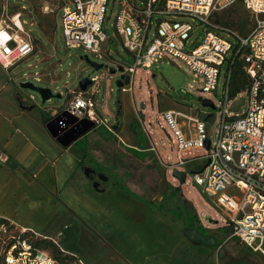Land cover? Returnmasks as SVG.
<instances>
[{
    "label": "rangeland",
    "instance_id": "obj_1",
    "mask_svg": "<svg viewBox=\"0 0 264 264\" xmlns=\"http://www.w3.org/2000/svg\"><path fill=\"white\" fill-rule=\"evenodd\" d=\"M6 1L9 3V11L4 10ZM67 1L0 0V20L2 14L5 19L20 14L21 23L30 35L32 46V52L25 59L9 69H3L0 65V72L7 73L18 88L20 83L29 82L36 87L50 89L54 95H60V98L45 103L44 108L49 112L62 108L68 102L70 91L77 89L78 82L90 74V77L95 78L96 81L88 88L92 93L94 92L96 111L113 126L118 109L115 106L114 83L119 74L110 77L105 69L92 73V68L81 57L87 56L91 62L108 67H116L117 64L133 65V57L123 48L121 39L114 34L113 23L117 2L109 1L106 21L103 25L109 40L101 46V53L94 54L82 49H67L64 45L61 17ZM135 1L139 6H143L139 0ZM164 19L173 18L167 15ZM185 21L197 26L185 47L189 50L192 48V42L199 43L203 39L202 30L205 25L195 19L186 18ZM209 22L219 30L229 29L245 34L251 28L253 18L241 3L237 2L232 8L215 15ZM221 35L231 42L235 41L227 36L226 32H221ZM225 69L223 68L218 80L215 98H208L214 104L223 99ZM47 71L51 73L50 77L41 79L38 77L39 74ZM191 80H195L193 75L179 62L170 58L150 70L138 68L132 84L126 86V92L122 91L124 93L121 92L119 95L121 113L117 116L118 121L120 122L124 117L129 124L138 125L140 130L144 126L138 115L139 103H144L142 114L145 120H150L152 123L149 129L153 131L149 136L153 142V156L149 154L148 159H137L119 148L117 141L102 142L103 139L113 141L114 137L118 138L115 132H113L114 136H111L103 127L95 128L79 139L80 144L87 147L88 155L92 157L88 165L99 174L110 175L111 179L104 185L95 177L94 181L102 184L103 192L90 189L92 194L90 203H99L101 208L99 215L96 212H89L92 218L89 217L90 225H86V236L82 239V246L89 245L94 251L90 254L93 258L92 264H264L262 255L247 251L238 241L229 240V228L223 222L224 213L214 205L213 199L199 196L198 189H194L195 186H192L188 176L186 182L180 186L171 175L175 150L165 128L155 126V123L159 125V120L157 121L159 113L167 110L166 106L169 105L179 109V112L187 117L193 114L192 116L196 115L206 120L210 133H214L217 127L218 107L215 109L203 107L201 99H206L207 96L190 91L195 87L191 84ZM247 84V79L240 70L233 74L232 90L242 91ZM18 90L27 97H33V100L39 104L38 95L29 90ZM179 121L184 123V130H190V122L186 118L180 117ZM127 132L130 134L131 130L128 128ZM119 136L124 138L122 134ZM92 149H95V154L91 152ZM202 154L201 151L184 153V158H189L190 155L198 158L187 160L183 168L187 172L199 170L204 163V159L200 157ZM94 159L103 167L96 164ZM113 174L119 179V183L114 181ZM179 186L182 195L177 191L170 193V187L176 189ZM125 190L151 200L154 205L161 203L159 211ZM225 194L241 195L240 191L234 188L228 189ZM183 200L192 204L201 224L208 229V237L221 243L220 247L192 246L186 240L182 234L185 225L178 218V213L184 209ZM206 216L215 222L205 221ZM97 217L101 218L100 222L97 221ZM82 222L85 224V220L82 219ZM107 235L115 239L110 243L113 248L107 247L106 252H97L96 249L102 244L101 239ZM3 247L0 240V264ZM64 257L63 262H58L59 264H78L77 261L70 259L71 256ZM80 259L84 264H90L84 257L81 256Z\"/></svg>",
    "mask_w": 264,
    "mask_h": 264
},
{
    "label": "built area",
    "instance_id": "obj_2",
    "mask_svg": "<svg viewBox=\"0 0 264 264\" xmlns=\"http://www.w3.org/2000/svg\"><path fill=\"white\" fill-rule=\"evenodd\" d=\"M109 1L68 0L67 6L63 5L61 29L67 49L101 53V46L109 40L103 29ZM114 1L117 2L114 34L133 57L132 66L117 64L116 67H122V72L117 73L127 76L131 85L138 68L150 70L167 59H174L195 78L191 80L195 87L190 91L207 96L206 99L219 109L214 133L209 132L206 120L196 116L187 117L172 111L159 113V125L155 123V126L165 128L174 145L171 172L187 173L194 189H198L197 194L213 199L214 205L224 213L223 222L230 230V238H236L241 245L264 257V0H240L253 18L245 34L219 30L209 22L215 15L232 8L238 0H139L143 6L135 0ZM8 6L6 1L4 10L9 11ZM167 15L173 19H164ZM15 16L21 21L20 14ZM13 17L5 19L2 14L0 20V65L3 69L13 67L32 52L30 35L23 24V27L15 25ZM186 18L205 25L203 39L199 43L192 42L189 50L185 47L197 26L185 21ZM221 32L235 41L223 37ZM4 34L8 36L5 41L1 38ZM223 68H226L223 99L214 104L211 99L215 98ZM238 70L248 84L230 99L232 76ZM239 100L243 103L238 110L230 111ZM60 110L113 133L112 125L96 111L95 101L78 89L70 91L68 102ZM180 117L190 122V130L180 125ZM140 120L143 132L151 136L150 120L144 117ZM192 151L203 152L200 157L204 159L201 166L204 168L200 173L191 174L183 168L187 160L198 158L183 157L184 153ZM230 188L240 191L241 195H226ZM0 240L4 246L1 264H59L48 250L38 247V240L50 241L66 254L56 239L41 237L30 229H18L6 220L0 222ZM75 258L78 264H84Z\"/></svg>",
    "mask_w": 264,
    "mask_h": 264
},
{
    "label": "crops",
    "instance_id": "obj_3",
    "mask_svg": "<svg viewBox=\"0 0 264 264\" xmlns=\"http://www.w3.org/2000/svg\"><path fill=\"white\" fill-rule=\"evenodd\" d=\"M46 76L50 77L51 73L43 72L38 77ZM18 89L7 73L0 72V220L9 221L18 229L33 230L41 237L54 238L63 252L79 259L82 256L92 264L90 254L94 251L89 245L82 246L86 225H90L89 212L99 215L101 211L99 203H90L89 200L95 182L91 179L92 171L97 173L88 165L92 157L79 139L68 147L59 145L46 130L43 118L44 114L51 119L58 109L49 112L44 107L39 108L33 97H27ZM126 90L125 86L124 92ZM84 93L95 101L94 92L87 89ZM166 107L164 111L181 114L179 109ZM192 115L190 117L196 116ZM116 121L117 128L113 132L118 137V145L141 150L132 123L129 124L124 117L120 122L115 118L114 124ZM179 123L184 127L183 122ZM140 132L141 143L143 141L153 151L151 139L143 129ZM91 152L95 154L96 151L92 149ZM85 169L89 170L88 175L84 174ZM106 177V182L111 180L110 176ZM100 182L98 190L103 192ZM96 219L100 222L101 218ZM110 236L101 239L97 252L113 248L110 243L115 239Z\"/></svg>",
    "mask_w": 264,
    "mask_h": 264
},
{
    "label": "water",
    "instance_id": "obj_4",
    "mask_svg": "<svg viewBox=\"0 0 264 264\" xmlns=\"http://www.w3.org/2000/svg\"><path fill=\"white\" fill-rule=\"evenodd\" d=\"M81 59H84L89 66L92 68V73L97 72L100 69H105L110 77L116 76L117 72H122V67H108L107 65H101L96 64L95 62H91L87 56H82ZM95 78H91L90 74L86 77L82 78L78 82L77 89L81 92H85L88 87L92 86L95 83ZM129 78L124 75H119L118 79L115 81V87H116V98H115V106L118 108L115 118L117 119L118 114L120 113V107H119V95L121 94V89L125 86L129 85ZM20 90H29L36 95H38L40 102L38 104L39 108H43L45 103L50 101L51 99L60 98V95H54L50 89L48 88H42V87H36L33 84L29 82H24L19 84ZM243 101L239 100L235 102L231 108L230 111L236 112L240 105H242ZM201 104L203 107H209L211 109H215L214 105L210 103L207 99H201ZM144 109L143 102L139 103V111L138 115L143 118L142 110ZM46 130L50 134L52 138L56 140V142L61 145L62 147H68L81 137L85 136L87 133L95 129V125L93 122L87 120V119H81L78 120L71 114H69L65 110H57V114L52 116V118L46 123L45 125ZM117 128V121L115 122L113 126V131H115ZM209 142H206V149H208ZM204 166L201 167L199 170L193 173H200L202 172ZM84 174L88 175L89 170L85 169ZM92 174L94 172L92 171ZM172 177L175 178L178 181V184L181 186L186 182V178L188 176L187 173L183 171L174 170L171 173ZM97 178L101 180L102 182L107 181V177L103 174H97ZM99 182L95 181L92 183V188L94 190H98ZM177 187L176 191L182 195L181 187ZM205 221L214 223L215 221L210 219V217L206 216ZM183 236L186 238V240L192 245V246H202L205 248H218L220 247V244L214 239L209 237L202 236L195 228H184L182 230Z\"/></svg>",
    "mask_w": 264,
    "mask_h": 264
},
{
    "label": "trees",
    "instance_id": "obj_5",
    "mask_svg": "<svg viewBox=\"0 0 264 264\" xmlns=\"http://www.w3.org/2000/svg\"><path fill=\"white\" fill-rule=\"evenodd\" d=\"M237 2H240V0H238ZM238 92H239L238 90H232L230 92V96H229L230 99L233 98L236 95V93H238ZM18 101H19L20 105L22 104V106H23V103L20 100H18ZM43 118H44V124H46L50 120V118L44 116V114H43ZM104 130L108 134H110L111 136H114L113 133L107 131L105 128H104ZM132 130L136 134L137 141H138V143H139V145L141 147V150H136V149H133V148H129V147L123 146L122 144H119V148L121 147L125 152L130 153L132 156H134V157H136L137 159H140V160L141 159H148L149 154H151L153 156V152H152V150H150L148 145L147 144H143V141L141 143V132L139 130V127L136 124L133 123L132 124ZM115 141H117V138H115V137H114L113 141L112 140L106 141L104 139L102 140V142H115ZM95 163L99 164L100 166H102L97 160H95ZM156 165H158V162H157ZM113 175H114V181L118 182L119 179L116 178L115 174H113ZM108 176H110V175H108ZM115 186H117V185H115ZM125 191H128V190H125ZM128 192L133 194L138 200L151 204L154 208L157 209V211H159V207H160L161 203H159L158 205H154L151 200H148L146 198H142V197H140V196H138V195H136V194H134V193H132L130 191H128ZM170 193H176V189L173 188V187H170ZM164 197L168 198L170 196H164ZM182 203H183L184 209L181 212L178 213V218L183 222V224L185 225V228H195L202 236L208 237V235H207L208 229H206L201 224L198 216L195 213V210H194L192 204L190 202H188V201H185V200H183ZM0 222H1V220H0ZM229 233H230V230H229ZM209 238H211V237H209ZM230 239H233L234 241L237 242V239L234 238V237L229 238V240ZM37 242H38L37 243L38 247H40L42 249H45V250H48L51 253L52 257L57 262H60V263L63 262V260L65 259L64 256L67 255V254H63L62 252H60L50 241L38 240ZM219 244L221 245V243H219ZM246 249H247V251L251 252L250 249H248V248H246ZM62 256H63V258H62ZM70 259L76 261V258L73 257V256H71Z\"/></svg>",
    "mask_w": 264,
    "mask_h": 264
},
{
    "label": "bare ground",
    "instance_id": "obj_6",
    "mask_svg": "<svg viewBox=\"0 0 264 264\" xmlns=\"http://www.w3.org/2000/svg\"><path fill=\"white\" fill-rule=\"evenodd\" d=\"M13 20H14L16 26L23 27L19 18H16V16H15V17H13ZM1 38L5 41L6 39H8V36H7V34H4L1 36Z\"/></svg>",
    "mask_w": 264,
    "mask_h": 264
},
{
    "label": "flooded vegetation",
    "instance_id": "obj_7",
    "mask_svg": "<svg viewBox=\"0 0 264 264\" xmlns=\"http://www.w3.org/2000/svg\"><path fill=\"white\" fill-rule=\"evenodd\" d=\"M97 178V173L96 174H93L92 176H91V179H92V181H94V178ZM98 189H99V187H98Z\"/></svg>",
    "mask_w": 264,
    "mask_h": 264
}]
</instances>
